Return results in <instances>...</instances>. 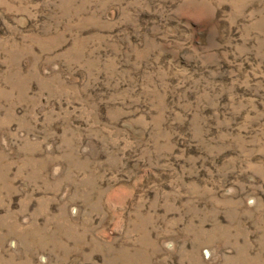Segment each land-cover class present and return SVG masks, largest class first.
<instances>
[{"label":"rangeland","instance_id":"374dc122","mask_svg":"<svg viewBox=\"0 0 264 264\" xmlns=\"http://www.w3.org/2000/svg\"><path fill=\"white\" fill-rule=\"evenodd\" d=\"M0 264H264V0H0Z\"/></svg>","mask_w":264,"mask_h":264}]
</instances>
